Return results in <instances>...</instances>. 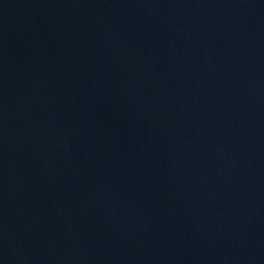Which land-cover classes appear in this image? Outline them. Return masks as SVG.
Masks as SVG:
<instances>
[{
  "label": "water",
  "instance_id": "water-1",
  "mask_svg": "<svg viewBox=\"0 0 264 264\" xmlns=\"http://www.w3.org/2000/svg\"><path fill=\"white\" fill-rule=\"evenodd\" d=\"M0 264H264V0H0Z\"/></svg>",
  "mask_w": 264,
  "mask_h": 264
}]
</instances>
